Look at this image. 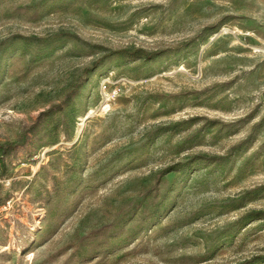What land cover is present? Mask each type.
<instances>
[{
  "label": "rangeland",
  "instance_id": "obj_1",
  "mask_svg": "<svg viewBox=\"0 0 264 264\" xmlns=\"http://www.w3.org/2000/svg\"><path fill=\"white\" fill-rule=\"evenodd\" d=\"M0 264H264V0H0Z\"/></svg>",
  "mask_w": 264,
  "mask_h": 264
}]
</instances>
